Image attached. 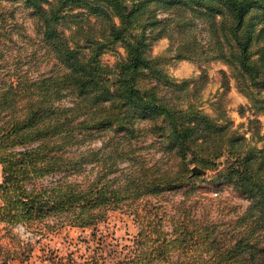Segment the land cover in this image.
Returning <instances> with one entry per match:
<instances>
[{
    "label": "trees",
    "instance_id": "trees-1",
    "mask_svg": "<svg viewBox=\"0 0 264 264\" xmlns=\"http://www.w3.org/2000/svg\"><path fill=\"white\" fill-rule=\"evenodd\" d=\"M19 1L53 62L0 79V222L61 215L94 226L129 200L136 231L122 254L52 264H264V144L254 143L264 111V0ZM162 37L171 59L201 68L196 76L175 79L150 54ZM117 42L123 55L100 61ZM215 60L228 69L218 70V98L229 78L246 98L238 111L250 112L248 137L215 103L213 115L199 104L203 66ZM146 139L159 152L152 160L140 154ZM192 165L205 174L190 175ZM196 180L228 186L246 203L213 219L190 202ZM178 188L170 213L148 199Z\"/></svg>",
    "mask_w": 264,
    "mask_h": 264
},
{
    "label": "rangeland",
    "instance_id": "rangeland-1",
    "mask_svg": "<svg viewBox=\"0 0 264 264\" xmlns=\"http://www.w3.org/2000/svg\"><path fill=\"white\" fill-rule=\"evenodd\" d=\"M28 9L19 0H0V79L4 80L15 67L18 70L26 69L31 74L38 71H47L53 60L48 53L43 52L42 43L33 30V18ZM75 11V10H73ZM71 18L65 16L59 25L67 32V22ZM70 23V22H69ZM202 25H196V31L203 36ZM168 40L165 37L156 40L150 47V54L161 57L164 69L175 79L192 78L200 72V67L187 60L171 59L166 51ZM123 55L120 42L105 49L99 56L100 61L112 65L115 60ZM208 80L199 91V104L208 114L214 111L209 103H215L232 120V125L239 131H244L249 136L246 118L251 117L248 110L240 115L238 105L246 104V98L233 86L229 78V88L220 97L221 87L219 69L228 72L225 64L220 61H211L203 66ZM259 119V134L261 138L254 141L256 146L264 144V111L257 115ZM145 145L140 151L147 160L155 158L157 152L153 146ZM92 145H99L98 141ZM96 167L87 165L88 172H94ZM205 174V173H204ZM1 179V166H0ZM194 193L191 204L196 210L206 211L213 219L227 218L232 210H240L246 203L237 196L228 186H223L220 191H214L211 183L195 181ZM181 189L165 191L155 197H148L152 202L159 203L163 209L170 213L176 201L181 198ZM142 202V200L140 201ZM135 202L129 200L115 209L105 211V218L94 226L77 227L67 224L65 218L48 216L40 221L28 224L8 225L0 222V264H52L56 256L62 260H74L75 263L83 262L89 253H100L104 260L114 255V250L122 254L125 249L123 244L129 243L136 231V220L132 219V207ZM125 246V245H124ZM122 247V248H121Z\"/></svg>",
    "mask_w": 264,
    "mask_h": 264
},
{
    "label": "water",
    "instance_id": "water-1",
    "mask_svg": "<svg viewBox=\"0 0 264 264\" xmlns=\"http://www.w3.org/2000/svg\"><path fill=\"white\" fill-rule=\"evenodd\" d=\"M206 171L204 169H201L195 165L190 166V175L193 174H204Z\"/></svg>",
    "mask_w": 264,
    "mask_h": 264
}]
</instances>
